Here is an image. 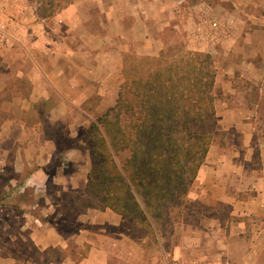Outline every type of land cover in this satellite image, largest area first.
Returning a JSON list of instances; mask_svg holds the SVG:
<instances>
[{"label":"crops","instance_id":"1","mask_svg":"<svg viewBox=\"0 0 264 264\" xmlns=\"http://www.w3.org/2000/svg\"><path fill=\"white\" fill-rule=\"evenodd\" d=\"M38 6L0 0V172L9 173L0 185L6 191L0 209L9 208L15 187L19 195L48 182L85 188L90 153L75 139L94 114L115 104L125 55L131 48L154 55L161 49L160 31L182 29L187 49L213 60L214 132L221 139H213L189 189L171 259L264 264V118L253 112L264 104V0H72L46 17ZM60 159L70 174H58ZM47 171L54 172L50 180ZM54 214L59 216L45 209L40 215ZM8 217H0V264L143 262L125 221L109 209L78 215L76 235L30 213L11 233ZM17 238L28 239L38 256L26 257ZM71 238L78 257L68 253ZM129 248L131 260L124 257Z\"/></svg>","mask_w":264,"mask_h":264},{"label":"trees","instance_id":"2","mask_svg":"<svg viewBox=\"0 0 264 264\" xmlns=\"http://www.w3.org/2000/svg\"><path fill=\"white\" fill-rule=\"evenodd\" d=\"M44 9L37 13L49 16ZM129 66L115 104L84 131L85 194L155 235L156 222L186 202L213 141L216 70L210 55L180 48Z\"/></svg>","mask_w":264,"mask_h":264},{"label":"rangeland","instance_id":"3","mask_svg":"<svg viewBox=\"0 0 264 264\" xmlns=\"http://www.w3.org/2000/svg\"><path fill=\"white\" fill-rule=\"evenodd\" d=\"M72 0H33V3H37L41 8H45L44 11L46 14H50L51 13H56L57 11H60V9H63L65 7H67ZM38 6V7H39ZM49 15V16H50ZM183 30L179 29L178 32H176L175 34H171L169 33L168 29H165L163 31H160V42H159V47L161 48L160 50H158V52L154 55H148L147 52L144 49H139L136 50L137 48H131V51L129 53H127L125 55L124 58V67L125 64L130 65L129 67L132 66L133 62H137L138 60H140L141 58L144 57H149V58H154V57H158L160 52L166 51L169 48L170 49H177L180 48V50H189L187 49V44L185 43L183 37ZM139 47V45L137 46ZM192 51V50H189ZM194 52V51H192ZM133 61V62H132ZM132 62V63H131ZM131 63V64H130ZM123 81H124V76H123ZM253 94V93H252ZM87 110L92 109L91 107L86 108ZM250 111L252 110V108H249ZM254 113H257L256 116L258 118H264V104L259 105L258 109H253ZM103 114V113H102ZM102 114H92L93 115V121L95 120V118H97L98 116L102 115ZM31 119V118H30ZM65 125L68 126V124L64 123L63 125L60 124V127H62L63 129ZM89 124L87 123V125L82 128L79 131V137L78 139H75V142L78 143V141H81L82 144H78V146L81 147V149H86L88 150V146L86 145V143L83 141L84 139V131H86V129L88 128ZM49 128V127H48ZM49 130V129H48ZM67 130V129H65ZM209 131L213 133V139L218 140L221 139V137L219 136L218 132H214L215 131V121H213L212 123H209ZM67 142L66 139L63 141ZM129 155L127 153L121 154L117 157H115V161L116 163L120 166L122 164V162L128 157ZM82 159H80L79 161L81 162ZM58 163H63L62 164V168L63 170H59L58 174L62 175L64 173L70 174L71 173V169L66 167L67 161L64 159H60V162L58 161ZM76 162H73V164ZM90 166L92 167V164L90 162ZM54 172L52 171H47V174L49 175V180L50 177L52 176ZM0 175H2L1 179H0V185H2L6 180V178L8 177L9 173L6 171L0 172ZM10 175H14L16 177L17 180H20V176L19 175H15V174H10ZM62 180L64 182V178L63 177H59L56 180V183L61 182L59 181ZM78 188L76 189H65L63 187V185H54L53 183H47V185L44 186H33V188L29 189V191H25L23 192V195H19V191H18V187H15L14 192V198H13V202L11 203H6L5 206L9 207V208H1L0 209V217H7V226H9V231L11 233H16L17 229L19 227V224L21 222H23L24 220H26L23 217V213L25 214H32V216L40 221H57L59 226H62L63 229H65V231L69 232V235L73 234L76 235V230L78 229V227L81 224V221L77 220V216L83 213H87V212H93V211H103L100 208V203H98L97 201H95L94 199L88 197L85 194V188H82V190H78ZM81 189V188H80ZM12 191V190H11ZM6 191H4V189L0 188V195L5 193ZM48 196V197H45ZM52 201L49 204H45V199L48 200V198H51ZM54 204V208H49L50 205ZM49 205V206H48ZM187 205V201L186 202H182L181 205H178L175 208L174 212H171L169 215H163V217L160 219V221L156 222V225L158 226V233L159 237L156 238V236L154 234H151V231L142 225H137V224H131L127 221H125V223L123 224V227H125L126 229H128V234H129V239L131 241H135V243L137 245H140L139 247V252L140 254H143L142 256L139 255L140 259H143L142 263L145 264H163L164 259L168 258V260L172 261V254L171 253V247L173 245H176L179 241V235H177V230L175 229L177 227V225L181 224L182 221L185 220L186 214L183 215V211H187V209L185 208ZM52 210L56 213L59 214V216L54 215H48L46 218L43 217V215H40L43 210ZM105 210V209H104ZM13 213H15V219H14V215ZM28 218V217H27ZM192 220H190L191 222ZM32 225H36V223L34 222V219H32ZM93 227H88V229L92 230ZM7 230V231H8ZM17 242H19L22 246H21V251L22 253L25 254L26 257H33L36 258L38 256V252L33 249L31 247V245H29V240L28 239H19L17 238ZM76 240L75 238H71L70 239V249L68 251L69 254H72L73 256H77V254L79 253L77 251L78 247L76 245ZM126 256L127 260L130 259L131 260V252H130V248L129 251ZM80 253L85 256V253H87L86 250L84 251H80ZM52 254H54V252H49L48 258L53 257ZM126 254V253H125ZM123 254V255H125ZM78 257V256H77ZM125 260V259H124ZM141 263V264H142ZM111 264H115L114 262H112ZM126 264V263H125ZM130 264V263H128Z\"/></svg>","mask_w":264,"mask_h":264},{"label":"built area","instance_id":"4","mask_svg":"<svg viewBox=\"0 0 264 264\" xmlns=\"http://www.w3.org/2000/svg\"><path fill=\"white\" fill-rule=\"evenodd\" d=\"M164 264H180L178 261L176 260H172V261H169V262H164Z\"/></svg>","mask_w":264,"mask_h":264}]
</instances>
